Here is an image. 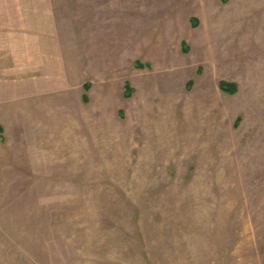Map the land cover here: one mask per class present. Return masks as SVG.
Instances as JSON below:
<instances>
[{"label":"rangeland","instance_id":"374dc122","mask_svg":"<svg viewBox=\"0 0 264 264\" xmlns=\"http://www.w3.org/2000/svg\"><path fill=\"white\" fill-rule=\"evenodd\" d=\"M0 124V264H264V0H0Z\"/></svg>","mask_w":264,"mask_h":264},{"label":"trees","instance_id":"16d2710c","mask_svg":"<svg viewBox=\"0 0 264 264\" xmlns=\"http://www.w3.org/2000/svg\"><path fill=\"white\" fill-rule=\"evenodd\" d=\"M137 64L141 68H145V67L150 66L149 64H147L146 66L142 65V64H139V63H137ZM220 85H221L222 90L227 92V93H229V94H235L237 92V85L236 84L221 82ZM125 86H126V94L127 95L132 94V88H131L130 84L126 83ZM84 88L88 92L90 90V85L89 84H85ZM84 97H85V100L87 101V97H86L85 94H84ZM0 137H1L2 140H5L4 128H3V126L1 124H0Z\"/></svg>","mask_w":264,"mask_h":264}]
</instances>
